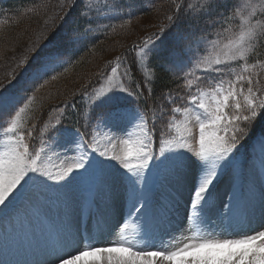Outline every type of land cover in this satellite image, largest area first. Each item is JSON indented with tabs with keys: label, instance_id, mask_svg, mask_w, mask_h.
<instances>
[{
	"label": "snow or ice",
	"instance_id": "6c2138e0",
	"mask_svg": "<svg viewBox=\"0 0 264 264\" xmlns=\"http://www.w3.org/2000/svg\"><path fill=\"white\" fill-rule=\"evenodd\" d=\"M174 3L168 27L134 44L131 60L117 57L79 105L49 109L58 117L35 106L37 93L118 0H63L54 34L0 82V213L44 218L54 240L44 264H264V131H253L264 58L249 66L264 48V0ZM178 22L186 31L174 35ZM164 73L179 91L156 102ZM68 109L79 126H65Z\"/></svg>",
	"mask_w": 264,
	"mask_h": 264
},
{
	"label": "trees",
	"instance_id": "16d2710c",
	"mask_svg": "<svg viewBox=\"0 0 264 264\" xmlns=\"http://www.w3.org/2000/svg\"><path fill=\"white\" fill-rule=\"evenodd\" d=\"M252 2L257 3L259 0ZM62 3L63 0H0V82H6V77L11 75L18 61L27 54L34 42L54 34L53 25L60 23L56 18L61 15ZM143 5L137 6V10L127 16L111 19L106 29L91 37V43L74 55L64 74L37 93L35 106L39 108L42 105V113L57 117V112L49 113V109L58 108V104L77 97L90 86L93 77L90 75L102 70L100 63L104 58L123 52L121 56L131 60L133 52L129 49L135 42L131 45L129 42L135 38L136 23L149 17L162 23L163 20H167V16L173 14L175 8L174 0H148ZM178 26L186 28L184 22H178ZM118 38H121V41ZM257 58H264V48H260L255 56L250 58L249 66ZM162 75L163 79L156 88L157 95L153 98L156 102H159L163 90L179 91L176 79H169L167 73ZM87 78L90 79V83ZM152 102L153 100L149 101L150 104ZM77 104L78 102L74 103ZM65 125L79 126L75 112L74 121H69ZM253 131L256 134L264 131V122L258 121Z\"/></svg>",
	"mask_w": 264,
	"mask_h": 264
},
{
	"label": "rangeland",
	"instance_id": "374dc122",
	"mask_svg": "<svg viewBox=\"0 0 264 264\" xmlns=\"http://www.w3.org/2000/svg\"><path fill=\"white\" fill-rule=\"evenodd\" d=\"M147 1L148 0H118L117 7L119 8V11L115 12L113 16L115 18L119 16H127L129 13H132L135 10H137V6H141V7L144 6L143 4L147 3ZM152 18L153 17L142 19L139 23H136V25L134 26V28L136 29L135 38L131 39L132 41L130 42L127 41L130 43V44L127 43V45L128 44L131 45L134 42L136 44L152 36L153 34L160 32L161 27L169 26V21H167L168 19L165 21L163 20L162 23H159L156 20H152ZM109 22L110 21L102 25L100 31L106 29L107 26L109 25L108 24ZM205 27H208V25H205ZM229 27H233V25L230 24ZM169 31L172 32L174 35H180L186 31V28L174 26L169 28ZM164 35L165 37H168L169 33L166 32ZM118 39L119 41H121V38ZM132 46L129 49L131 52H133ZM76 53H74V55ZM121 53L123 52H120L119 54L114 53V55H110L109 57H106L101 61L100 67H102L103 71L101 70L99 73L96 71L94 72L95 74L90 75L93 76L90 81L91 85L86 87L82 93H84L85 91L89 93H94L95 91L99 90V87L103 83V81H100L99 78L103 73L109 71L112 63L116 60L117 57H120L122 55ZM89 80L90 79H88L87 81L89 82ZM87 81L85 83H87ZM81 94L75 98H71V99L68 98L69 100L58 104V107H60L65 102H67L68 104L73 103L72 105L78 102L77 105H79L81 103V98H80ZM68 112L70 115V119L65 121V124L68 123L69 121H74V111L72 109H68ZM59 115L60 113L57 112V117ZM99 138L103 142L104 139L103 136L100 135ZM249 154L252 157L251 160L249 161V165L251 166L255 164L256 168L258 169L259 150L257 149L255 152L249 151ZM49 163L53 168H55L58 162L55 159V157H53V159ZM227 187H228L227 182L221 184L220 185L221 193L227 191ZM13 210H14L13 213L9 212L10 214L4 217L3 220L0 221V233L4 235H7L9 233L11 234L16 233L17 244H20L21 247L16 248L15 250L12 249L10 251H5V252L1 251L0 261H3L4 264H44L47 255L51 249V246L54 243V240L49 234L47 223L44 221V218L40 214H38L37 211L33 208L19 207ZM3 214L5 213H0V216ZM136 227L137 225L135 224V222L130 220L129 221L130 230H133ZM6 231L8 233H6Z\"/></svg>",
	"mask_w": 264,
	"mask_h": 264
}]
</instances>
